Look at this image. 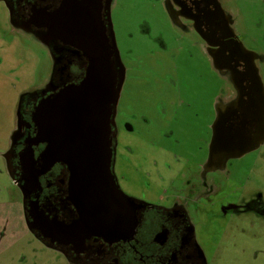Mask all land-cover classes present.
Returning <instances> with one entry per match:
<instances>
[{
	"label": "flooded vegetation",
	"instance_id": "obj_1",
	"mask_svg": "<svg viewBox=\"0 0 264 264\" xmlns=\"http://www.w3.org/2000/svg\"><path fill=\"white\" fill-rule=\"evenodd\" d=\"M235 3L158 0L166 18V27L155 36L160 39L135 43L128 32L124 39L126 45L140 44L142 52L150 43L156 49L146 52L150 69L143 74L153 87L142 91L141 67L132 74L130 60L144 64V56L140 54V61L138 54L125 56L119 45L114 27L117 0H0L11 26L38 38L53 63L48 83L22 95L17 104L15 130L19 125L20 131L4 156L15 187L0 191V264H231L230 251L239 243L238 254H251L255 260L264 256L256 238L252 245L240 239L247 228L264 220L262 194L241 190L248 178L228 168L236 159L227 161L224 153L205 169L215 132L229 145L258 146L249 153L264 147V55L239 31ZM84 42H99L111 55L120 86L111 125L112 172L137 208L135 228L112 235H86L73 227L80 214L66 165L54 164L35 187L25 182L26 150L32 145V161L39 168L46 147L36 144L33 114L43 99L86 77L89 52ZM199 59L218 81L215 103L212 97L209 107H200L205 114L198 113L192 85L180 72L181 63ZM184 111L202 123L191 152H181L187 138L170 131ZM152 127L164 129L161 136L171 144L168 149L143 136L141 130ZM15 212L23 235L12 218ZM35 217L62 224L67 231L53 241L31 229Z\"/></svg>",
	"mask_w": 264,
	"mask_h": 264
},
{
	"label": "water",
	"instance_id": "obj_2",
	"mask_svg": "<svg viewBox=\"0 0 264 264\" xmlns=\"http://www.w3.org/2000/svg\"><path fill=\"white\" fill-rule=\"evenodd\" d=\"M84 44L89 52L86 77L79 84L65 86L43 99L33 114L38 129L36 144L43 143L46 147L39 168L32 161V145L26 150L25 182L28 186H37L40 175L54 164L62 163L69 170L71 194L80 214L79 221L73 225L77 231L86 235H112L122 228L132 231L136 226L137 207L121 191L112 172L111 125L120 97L117 73L111 55L99 42ZM19 131L18 125L12 140ZM257 147L229 145L221 132H215L205 169L215 165V156L219 153L227 155V160L236 159ZM31 229H37L53 241L67 231L62 224L47 222L42 217H35Z\"/></svg>",
	"mask_w": 264,
	"mask_h": 264
},
{
	"label": "rangeland",
	"instance_id": "obj_3",
	"mask_svg": "<svg viewBox=\"0 0 264 264\" xmlns=\"http://www.w3.org/2000/svg\"><path fill=\"white\" fill-rule=\"evenodd\" d=\"M235 8V14L238 16L239 31L246 37V42L252 44L256 51L264 55V0H236ZM162 11L163 9L159 6L158 0H117L114 11L116 36L124 55L128 54V57H132L138 54L139 58L137 57L136 59L138 61H140L141 53L144 56L142 60L144 64L135 65L130 60L133 65L132 74L139 65L141 67L139 74L144 79L141 86L142 91L153 87L151 82L147 80V76L143 77V74L150 69L148 62L151 59L149 55L146 58V52L149 53V50L153 51L156 49L150 43L148 45L149 50L142 52L140 44L134 46L126 45L124 39L126 32H128L135 43H139V41L148 43L154 39L158 41L160 38L155 37L156 33L161 32L166 27L164 23L166 18ZM129 48H132L135 52H132ZM52 65L49 49L34 35L13 28L7 11L0 4V191H13L15 187L8 176L4 156L10 149V138L16 129L19 98L44 87L50 79ZM154 68L153 66V71H155ZM180 72L182 77H187L192 85V100L193 103L197 104L198 113H204L205 109L201 111V108L209 107L212 104V97L214 98V103L216 97H219L217 95L218 81L215 74L210 72L206 62L200 59L193 63H181ZM261 74L264 78V64ZM210 86L213 92L212 95ZM190 116L191 113L189 112H181L179 122L175 124V128L170 130L174 133L173 136L187 138L185 148L181 152L195 151L197 144L194 139L198 134V129L203 131L201 128L202 123L198 120L190 119ZM163 131L164 129L162 128L152 127L141 130V133L158 145L168 149L171 144L161 136ZM122 152H125V150L120 149L119 153ZM146 152H151V150ZM228 168L235 170L239 177L246 175L248 178L247 187L245 189L240 188L241 190L246 194L248 193V195L252 191H258L262 194L264 200V147L248 153L240 159L236 158V160L230 161ZM236 173L234 174L235 179L241 180L236 176ZM12 218L16 220L15 225L19 226L17 232L23 235L24 230L18 222L19 220H17L19 219V214L15 212ZM255 238L256 247L263 249L264 220L259 221L255 227L247 228V232L240 236L243 241L249 239L251 245L254 244ZM241 247L242 243H239V248L237 245L236 249L230 251L231 264H264L263 255H259L258 259L255 260L251 254H238Z\"/></svg>",
	"mask_w": 264,
	"mask_h": 264
},
{
	"label": "crops",
	"instance_id": "obj_4",
	"mask_svg": "<svg viewBox=\"0 0 264 264\" xmlns=\"http://www.w3.org/2000/svg\"><path fill=\"white\" fill-rule=\"evenodd\" d=\"M11 137H12V135H11ZM10 140H11V138H10Z\"/></svg>",
	"mask_w": 264,
	"mask_h": 264
}]
</instances>
